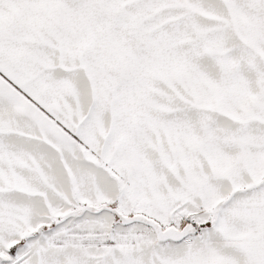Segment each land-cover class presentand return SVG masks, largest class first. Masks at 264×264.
Segmentation results:
<instances>
[{
	"label": "snow or ice",
	"instance_id": "6c2138e0",
	"mask_svg": "<svg viewBox=\"0 0 264 264\" xmlns=\"http://www.w3.org/2000/svg\"><path fill=\"white\" fill-rule=\"evenodd\" d=\"M0 264H264V0H0Z\"/></svg>",
	"mask_w": 264,
	"mask_h": 264
}]
</instances>
